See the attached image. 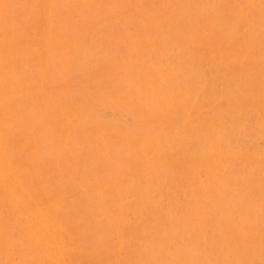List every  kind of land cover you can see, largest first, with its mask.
<instances>
[{"label":"bare ground","instance_id":"bare-ground-1","mask_svg":"<svg viewBox=\"0 0 264 264\" xmlns=\"http://www.w3.org/2000/svg\"><path fill=\"white\" fill-rule=\"evenodd\" d=\"M0 264H264V0H0Z\"/></svg>","mask_w":264,"mask_h":264}]
</instances>
